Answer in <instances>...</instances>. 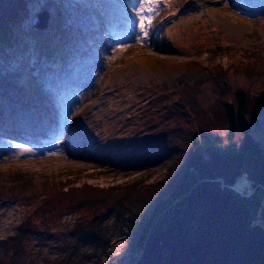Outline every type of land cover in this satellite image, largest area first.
Here are the masks:
<instances>
[{
    "label": "rangeland",
    "instance_id": "rangeland-1",
    "mask_svg": "<svg viewBox=\"0 0 264 264\" xmlns=\"http://www.w3.org/2000/svg\"><path fill=\"white\" fill-rule=\"evenodd\" d=\"M175 2L152 16L147 41L137 45L132 38L134 0H31L25 6L22 30L43 29L52 16L60 24L53 38L57 50L33 49L32 35L22 47L0 49V108L6 106L0 119L3 112L15 116L14 110L22 108L27 112H18L20 118L32 122L17 127L7 119L0 125V240L23 223L27 229L33 220L35 226L24 231L22 251L1 253L0 264H133L137 254L125 217L106 215L93 232L80 233L76 224L91 217L90 210L56 209V203L45 202L39 185L47 181L61 192L83 184L139 191L160 182L170 166L168 161L146 165L141 156L165 144L177 129L190 134L203 126L224 134L213 112L220 107L217 84L244 87L255 100H264V72H259L264 65V0H167L156 9ZM235 5H257L254 11L262 16L254 20L234 14ZM36 20L44 26H34ZM244 64L248 71L235 73ZM38 96L45 103L35 102ZM255 110L250 133L264 142V103ZM33 117L39 128L50 129L51 137L39 131L40 140L29 132ZM148 117L157 122V136L140 132L130 139L128 130L145 128ZM25 147L57 154L42 167H28L19 158ZM21 174L32 184L24 198L5 194L8 186L15 192L13 183ZM234 188L250 191L244 176Z\"/></svg>",
    "mask_w": 264,
    "mask_h": 264
},
{
    "label": "trees",
    "instance_id": "trees-1",
    "mask_svg": "<svg viewBox=\"0 0 264 264\" xmlns=\"http://www.w3.org/2000/svg\"><path fill=\"white\" fill-rule=\"evenodd\" d=\"M30 2L31 0H0V49L15 44L22 47L26 45L25 39L32 35L36 39L33 42V49L57 50L52 48L56 42L53 38L57 36L55 28L60 24L57 16H52L47 21L46 28L43 29L29 28L28 31H24L19 27L22 14L26 10L25 6ZM57 44L60 46V43L57 42ZM241 55L246 54L242 52ZM247 56L251 57L249 54ZM260 58H264V55ZM191 63L196 65L194 61ZM248 68L249 65L244 64L243 67L236 68L239 71L235 73H244L248 71ZM223 71L224 69H219L217 72L223 73ZM259 72H264V65L260 67ZM217 87L215 90L218 92L217 101L220 107L218 112L214 110L213 112L220 121L217 124L225 127L224 134L219 135L203 126L190 134H184L183 129H177L165 144L158 145L153 151L141 156L143 159L141 163L149 166L170 162L160 182L145 186L135 192L127 188H96L89 184L61 192L57 186L50 187L46 181L39 185L40 194L47 195L45 202L56 203V209L61 211L90 210L91 217H83V220L76 224V229L80 233L93 232L94 227L110 214H113L115 219L125 217L128 223L126 224L132 232V252L137 254L133 259V264H135L155 220L173 203L187 195L198 182L219 181L222 185L234 187L236 181L244 176L249 183L250 191L239 190L242 194H250L256 187L264 191V142L257 140L250 133L249 126L250 117L254 115L255 109L264 103V100H259L261 102L255 100L256 98H253L250 91L244 87L232 89L231 84L228 86L226 83L217 84ZM32 101L35 100L32 99ZM35 102L45 103L40 96ZM150 109V106L145 108L142 111V117L149 114ZM38 110L44 111L39 106ZM171 113H165L164 116ZM148 122L145 128L136 127L134 131L128 130L131 133L130 139L135 138L140 132L157 136V129H155L157 122L152 117L148 119ZM152 136H149V140ZM176 138H179L178 142L174 141ZM13 184L16 187L15 192L9 186L4 191L5 194L13 195L16 199L24 198L23 192L32 185L30 178L22 174L15 179ZM256 215L253 224L264 227V195ZM32 223L33 220L27 222V229L24 228L26 223H23L14 235L1 239L0 254L21 252L23 233L24 231L32 232L35 227Z\"/></svg>",
    "mask_w": 264,
    "mask_h": 264
},
{
    "label": "water",
    "instance_id": "water-1",
    "mask_svg": "<svg viewBox=\"0 0 264 264\" xmlns=\"http://www.w3.org/2000/svg\"><path fill=\"white\" fill-rule=\"evenodd\" d=\"M263 195L198 182L155 220L135 264H264V227L253 224Z\"/></svg>",
    "mask_w": 264,
    "mask_h": 264
},
{
    "label": "bare ground",
    "instance_id": "bare-ground-1",
    "mask_svg": "<svg viewBox=\"0 0 264 264\" xmlns=\"http://www.w3.org/2000/svg\"><path fill=\"white\" fill-rule=\"evenodd\" d=\"M113 1L122 2V0L121 1L120 0H113ZM182 1L183 0H179V2H182ZM188 1L195 2V1H198V0H188ZM204 1H208V0H204ZM210 1H215V0H210ZM176 4H177V2L172 3V4L165 5L163 7L160 6V8L156 9L155 12H145L143 14L146 15V16H151L152 17V16H154V14L157 11L160 12V10H164V9L170 7V6L171 7L176 6ZM146 7H147V5H146ZM254 9H257V5H251L249 7V9L248 8L247 9H244V8H242L239 5H235L231 9V12L234 13V14H244V16H246L248 18H253L254 20H258L259 17L262 16V14H260V13L259 14H256V11H254ZM261 10L264 11V6L262 7ZM134 12H135V10H134ZM133 15L135 16V14H133ZM263 15H264V12H263ZM112 19L113 20H116V17H112ZM138 24H139V21L135 17V22H134V28L135 29L133 30V33H132V38H133V42H134L133 45L139 44L134 39V37L136 35H140ZM149 33H150V28L148 29V36H149ZM79 84H83V83H79ZM0 109H1V111H4V109H6V106L1 107ZM22 110L25 111V112H27L26 110H24L22 108H17L16 110H14L15 111L14 113H17V115L13 116L11 114H8L10 117H7V112L6 113L3 112L2 113L3 118L0 119V125H3L4 126V124L6 123L7 119H12V123H16L17 127H19V126H26V125L31 124L32 123L31 120H29L27 117L20 118L21 117L20 116L21 113L19 114L18 112H22ZM33 120L35 121V125L29 128V132H32L33 131L36 139H40L41 140V138L43 137V135L41 133H44L46 138L52 136V133L50 132V129L46 128L44 130L42 128H39L38 126L40 125V122L38 120H36L34 117H33ZM39 131L41 133H37ZM43 140H45V139H43ZM50 152L51 151H49L48 149H37V150L35 149V150H32L31 152L24 153V154L20 155L19 158H21V162L25 166H28V167H42L46 163H50V161L53 160L52 155H49ZM68 156H72V155H69L68 154ZM6 157L9 158V157H11V155L5 156L2 159H6ZM24 159H26V160H24ZM222 186H224V185H222ZM5 222H8V218L6 220H4V222L2 221V225L5 224Z\"/></svg>",
    "mask_w": 264,
    "mask_h": 264
},
{
    "label": "snow or ice",
    "instance_id": "snow-or-ice-1",
    "mask_svg": "<svg viewBox=\"0 0 264 264\" xmlns=\"http://www.w3.org/2000/svg\"><path fill=\"white\" fill-rule=\"evenodd\" d=\"M165 2H167V0H134L133 8L135 9V17L139 21L138 26H139V33H140V35H136L134 37V39L137 43H143V42L147 41L148 29L151 27L152 17L151 16H145L143 13L155 12L156 7H158L161 3H165ZM146 5H147V7H146ZM173 15H176V13H173ZM31 151H32V149L25 147V148L20 149L19 155H22L24 153H28ZM56 154L57 153H55V152L49 153V155H56Z\"/></svg>",
    "mask_w": 264,
    "mask_h": 264
},
{
    "label": "clouds",
    "instance_id": "clouds-1",
    "mask_svg": "<svg viewBox=\"0 0 264 264\" xmlns=\"http://www.w3.org/2000/svg\"><path fill=\"white\" fill-rule=\"evenodd\" d=\"M240 192V191H239ZM241 193V192H240Z\"/></svg>",
    "mask_w": 264,
    "mask_h": 264
}]
</instances>
